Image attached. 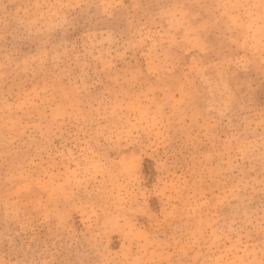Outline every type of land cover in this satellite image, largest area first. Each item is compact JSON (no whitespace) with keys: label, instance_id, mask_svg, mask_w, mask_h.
<instances>
[{"label":"rangeland","instance_id":"obj_1","mask_svg":"<svg viewBox=\"0 0 264 264\" xmlns=\"http://www.w3.org/2000/svg\"><path fill=\"white\" fill-rule=\"evenodd\" d=\"M0 264H264V0H0Z\"/></svg>","mask_w":264,"mask_h":264}]
</instances>
